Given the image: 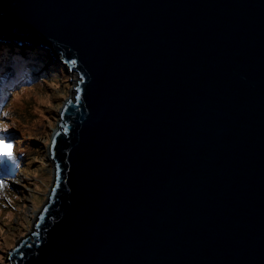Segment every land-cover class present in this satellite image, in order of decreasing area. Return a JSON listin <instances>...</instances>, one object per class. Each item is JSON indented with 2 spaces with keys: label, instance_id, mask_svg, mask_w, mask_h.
Masks as SVG:
<instances>
[{
  "label": "water",
  "instance_id": "water-1",
  "mask_svg": "<svg viewBox=\"0 0 264 264\" xmlns=\"http://www.w3.org/2000/svg\"><path fill=\"white\" fill-rule=\"evenodd\" d=\"M76 71L15 264H264V0H0V43Z\"/></svg>",
  "mask_w": 264,
  "mask_h": 264
},
{
  "label": "rangeland",
  "instance_id": "rangeland-1",
  "mask_svg": "<svg viewBox=\"0 0 264 264\" xmlns=\"http://www.w3.org/2000/svg\"><path fill=\"white\" fill-rule=\"evenodd\" d=\"M37 50L49 62L45 71L48 79L37 84L28 81L19 88L18 84L11 86L14 95L9 99L6 111L0 106L3 109L1 116L6 117L0 123V129L3 128L0 133L4 129L12 132L11 138L6 140L12 145V157L6 154V163L1 165L4 173L6 170L12 172L9 177L0 173L3 182L0 187V264H15L11 258L12 249L29 231H35L37 216L47 203L54 181L48 144L60 122L62 104L74 98L76 80L79 79L76 71H67L62 64L49 61L53 58L43 50ZM34 127L37 128L36 135ZM7 178H13L17 183L8 182Z\"/></svg>",
  "mask_w": 264,
  "mask_h": 264
},
{
  "label": "trees",
  "instance_id": "trees-1",
  "mask_svg": "<svg viewBox=\"0 0 264 264\" xmlns=\"http://www.w3.org/2000/svg\"><path fill=\"white\" fill-rule=\"evenodd\" d=\"M37 49L39 48L27 49L24 46L15 45L13 42L0 43V105L11 86L16 83H25L29 81L37 84L39 83L38 81L45 82L46 78H48V75L44 73L49 62ZM6 61L8 63L4 64ZM3 119L5 120L6 117H3ZM3 119L0 123L4 121ZM2 129L3 128L0 130ZM7 130L8 129H4L2 133H0L1 141L3 137H11L12 132ZM33 132L36 135V127H34ZM1 141L0 143H2Z\"/></svg>",
  "mask_w": 264,
  "mask_h": 264
},
{
  "label": "snow or ice",
  "instance_id": "snow-or-ice-1",
  "mask_svg": "<svg viewBox=\"0 0 264 264\" xmlns=\"http://www.w3.org/2000/svg\"><path fill=\"white\" fill-rule=\"evenodd\" d=\"M11 148H12V145L0 143V151L4 152L7 155H11L12 154L11 153ZM0 187H3V182L2 181H0Z\"/></svg>",
  "mask_w": 264,
  "mask_h": 264
},
{
  "label": "clouds",
  "instance_id": "clouds-1",
  "mask_svg": "<svg viewBox=\"0 0 264 264\" xmlns=\"http://www.w3.org/2000/svg\"><path fill=\"white\" fill-rule=\"evenodd\" d=\"M35 48V47H34ZM48 55H49V53H48ZM49 57L50 58H53V57H51L50 55H49ZM52 61V60H51ZM52 62H55V63H58V64H61L59 61H57V60H54V58H53V61ZM63 65V64H62ZM64 66V65H63ZM65 67V66H64ZM65 69H66V67H65ZM67 71H68V69H66ZM62 76H65V75H62ZM66 77V76H65ZM40 214V213H39ZM39 214H38V216H39ZM38 216H37V220H38ZM37 222V221H36ZM35 232V231H34ZM33 232V233H34Z\"/></svg>",
  "mask_w": 264,
  "mask_h": 264
},
{
  "label": "bare ground",
  "instance_id": "bare-ground-1",
  "mask_svg": "<svg viewBox=\"0 0 264 264\" xmlns=\"http://www.w3.org/2000/svg\"><path fill=\"white\" fill-rule=\"evenodd\" d=\"M15 45H16V44H15ZM34 47L39 48V49L43 50L45 53L48 54V52H47L44 48H42V47H40V46H34ZM74 81H75V80H74ZM71 98H72V97H71Z\"/></svg>",
  "mask_w": 264,
  "mask_h": 264
}]
</instances>
